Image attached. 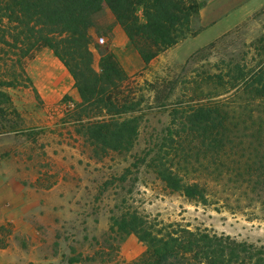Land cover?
Instances as JSON below:
<instances>
[{"label":"rangeland","instance_id":"374dc122","mask_svg":"<svg viewBox=\"0 0 264 264\" xmlns=\"http://www.w3.org/2000/svg\"><path fill=\"white\" fill-rule=\"evenodd\" d=\"M200 1L191 33L147 65L126 35L124 43L115 37L107 13L94 15L93 69L100 72V56L113 53L130 77L127 88L143 98L128 151L102 154L78 132L81 99L51 51L40 48L20 59L16 48L0 44V83H8L0 91L10 99L0 97V264H136L145 245L112 229L113 218L133 212L151 224L177 223L264 246L263 205L244 202L236 214L197 205L171 192L151 167L164 152L171 110L223 99L205 79L228 64L253 65L259 59L254 49L264 45L258 44L264 5L244 18L255 0L209 7Z\"/></svg>","mask_w":264,"mask_h":264},{"label":"trees","instance_id":"16d2710c","mask_svg":"<svg viewBox=\"0 0 264 264\" xmlns=\"http://www.w3.org/2000/svg\"><path fill=\"white\" fill-rule=\"evenodd\" d=\"M103 4L145 65L191 33L204 6L200 0H0V44L16 48L20 59L40 48L52 52L81 99L78 132L106 154L133 147L143 98L127 88L130 77L113 53L100 56V72L92 67L89 31ZM254 50L253 65L228 64L205 79L223 99L171 110L164 152L151 160L171 192L232 214L241 213L244 202L264 207V45ZM0 97L10 103L4 92ZM112 229L145 245L136 264H264V246L177 223L151 224L135 212L113 218Z\"/></svg>","mask_w":264,"mask_h":264},{"label":"crops","instance_id":"0c3cea01","mask_svg":"<svg viewBox=\"0 0 264 264\" xmlns=\"http://www.w3.org/2000/svg\"><path fill=\"white\" fill-rule=\"evenodd\" d=\"M205 1V5L206 6H211V5H214V6H225L226 4H228V2L227 1H225V2H219L218 0H204ZM243 1V0H242ZM242 1L241 0H239L237 3H238V5L240 6V5H243L242 4ZM249 0H245V2L247 3ZM245 2H243V3H245ZM240 3V4H239ZM238 5H237V7H238ZM248 5L249 6H252L253 5V8H252V10H248L246 13L247 14H245L244 15V18L245 17H248L249 15H251V14H253L254 12H256L257 10H259L263 5H264V0H255V2L254 3H250V2H248L247 3V5H246V7L248 8ZM107 13V16H108V18H109V20H108V22L112 25V32H113V34L115 35V37L116 38H118V39H120L121 41H122V43H124L125 42V39H124V36H125V34H124V32H123V30L121 29V27L117 24V22H116V20H115V18L113 17V15L110 13V11H109V9L106 7V5L105 4H103L102 6H101V8H100V11H99V13ZM44 50V49H43ZM38 81H39V79H38ZM37 80H35V86H36V88L38 87L39 89H38V91L40 92V88H41V86H40V84H39V82H38ZM65 83H68V82H70V79H68V77H65ZM39 85V86H38ZM65 90V89H64ZM41 92H43V90L41 89ZM43 94H45V93H41V96L44 98V95ZM46 95V94H45Z\"/></svg>","mask_w":264,"mask_h":264},{"label":"built area","instance_id":"2783aa9c","mask_svg":"<svg viewBox=\"0 0 264 264\" xmlns=\"http://www.w3.org/2000/svg\"><path fill=\"white\" fill-rule=\"evenodd\" d=\"M99 41L102 43V42H103V39H102V38H100V39H99Z\"/></svg>","mask_w":264,"mask_h":264}]
</instances>
